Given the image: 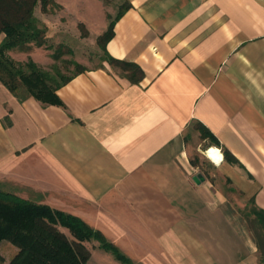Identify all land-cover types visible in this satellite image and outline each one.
Returning <instances> with one entry per match:
<instances>
[{"label":"crops","instance_id":"1","mask_svg":"<svg viewBox=\"0 0 264 264\" xmlns=\"http://www.w3.org/2000/svg\"><path fill=\"white\" fill-rule=\"evenodd\" d=\"M97 20L114 21L106 52L142 79L103 62L58 88L61 105L0 83V184L80 218L132 264H258L247 222L192 165L189 139L227 150L237 164L221 153L216 165L264 211V0H119ZM101 251L120 263L96 248L86 264Z\"/></svg>","mask_w":264,"mask_h":264},{"label":"trees","instance_id":"2","mask_svg":"<svg viewBox=\"0 0 264 264\" xmlns=\"http://www.w3.org/2000/svg\"><path fill=\"white\" fill-rule=\"evenodd\" d=\"M40 5L44 14L54 13L60 8L55 0H0V83L17 99L33 98L43 105H61L56 94L61 85L71 77L86 69L75 64V72L63 77L58 71L56 78L43 72L32 58L24 64L16 62L11 54L30 53L34 48H47L44 26L39 27L34 17V9ZM122 11L117 15L119 17ZM116 17V18H117ZM114 21H110L107 30L97 38V44L103 53L102 63L107 62L118 69L131 83H138L143 72L130 62L110 57L105 49L106 43L113 36ZM51 54L58 60L62 50L68 47L58 45ZM70 52V51H69ZM57 79H60L57 81ZM201 138H208L211 145L218 142L204 128ZM224 160L236 165L237 160L225 149L221 150ZM194 167L202 170L198 158L191 161ZM248 213L239 211L251 230L259 254L258 264H264V211L257 208L250 200ZM65 228L68 236L59 229ZM7 241L16 247L17 254L11 264H86L91 257V250L85 243L96 241L99 247L111 253L122 264L132 262L121 253L104 235L85 223L80 218L54 210L47 205L22 199L0 188V242ZM0 264L4 258L0 255Z\"/></svg>","mask_w":264,"mask_h":264},{"label":"rangeland","instance_id":"3","mask_svg":"<svg viewBox=\"0 0 264 264\" xmlns=\"http://www.w3.org/2000/svg\"><path fill=\"white\" fill-rule=\"evenodd\" d=\"M60 6L53 14H44L38 4L34 9V17L37 19L39 27L47 29L46 46L47 48H34L30 53L11 54L16 62L24 64L32 58V61L45 73L56 78L55 72L58 71L63 77H68L75 72V64L85 69L98 67L102 63L103 53L97 44V38L103 34L106 23H100V13L105 11L112 14L118 10L119 0H55ZM103 7V8H102ZM101 9H103L101 11ZM96 21V22H93ZM108 23V22H107ZM102 29V31H101ZM58 45L68 47L70 50H62V56L58 60L52 59L51 54ZM70 51V52H69ZM60 79H57L59 81ZM201 143L198 133H194L189 139V157L192 160L198 158V163L202 170L213 181H217L219 187L223 188L229 199L236 206L238 211L248 213L251 208L250 200L245 199L231 181L223 175V169L212 163L204 150L205 144ZM203 151V154H201ZM219 151V150H218ZM220 152V151H219ZM222 153V152H220ZM205 154V155H204ZM0 188L5 192L3 184ZM71 240L68 231L59 227ZM85 246L91 250L100 248L98 242L90 241ZM16 247L7 241L0 242V255L4 258V264H11L17 254ZM107 257L112 264H120L114 261L111 255L104 252H96L91 264H108L100 260Z\"/></svg>","mask_w":264,"mask_h":264},{"label":"bare ground","instance_id":"4","mask_svg":"<svg viewBox=\"0 0 264 264\" xmlns=\"http://www.w3.org/2000/svg\"><path fill=\"white\" fill-rule=\"evenodd\" d=\"M206 155L212 163L218 164L222 161V154L217 149H209Z\"/></svg>","mask_w":264,"mask_h":264},{"label":"water","instance_id":"5","mask_svg":"<svg viewBox=\"0 0 264 264\" xmlns=\"http://www.w3.org/2000/svg\"><path fill=\"white\" fill-rule=\"evenodd\" d=\"M192 180L196 185H200L205 179L201 173H197L193 176Z\"/></svg>","mask_w":264,"mask_h":264}]
</instances>
